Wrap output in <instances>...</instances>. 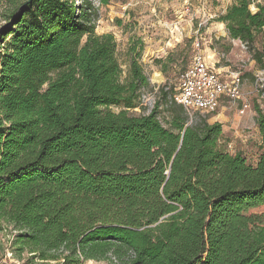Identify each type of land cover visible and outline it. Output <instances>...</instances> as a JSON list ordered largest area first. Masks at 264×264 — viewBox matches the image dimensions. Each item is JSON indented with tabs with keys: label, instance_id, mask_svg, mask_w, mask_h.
Returning <instances> with one entry per match:
<instances>
[{
	"label": "trees",
	"instance_id": "obj_1",
	"mask_svg": "<svg viewBox=\"0 0 264 264\" xmlns=\"http://www.w3.org/2000/svg\"><path fill=\"white\" fill-rule=\"evenodd\" d=\"M29 1L0 0V234L16 232L17 257L264 264V109L255 164L223 149L220 123L169 104L166 87L155 112L137 115L149 78L133 48L122 80L93 1ZM262 1L238 0L219 18L258 62Z\"/></svg>",
	"mask_w": 264,
	"mask_h": 264
},
{
	"label": "rangeland",
	"instance_id": "obj_2",
	"mask_svg": "<svg viewBox=\"0 0 264 264\" xmlns=\"http://www.w3.org/2000/svg\"><path fill=\"white\" fill-rule=\"evenodd\" d=\"M237 1L115 0L109 6L100 8L96 33L114 35L118 46L117 57L124 72L123 81L128 75L131 49L136 48L135 55H138V61L149 78L150 89L166 87L172 93L181 74L194 58L198 38L215 69L226 78L237 74L241 76L244 95L242 100L228 101L216 113L203 116L211 123L214 115L224 113L223 149L233 155L242 153L249 163L255 164L260 142L255 107L259 105L264 109V90L256 91L255 85L258 74L264 71V57L258 62L253 50L239 41H231L225 25L219 22V18ZM261 3L264 4V1ZM127 6L128 9L124 10ZM5 9L0 6V25L4 23L2 13ZM251 10L256 12L254 4ZM179 21L184 25L183 36L180 35L181 30L178 32ZM179 37L180 42H177ZM263 45L264 38L260 36L255 49L263 51ZM244 103L250 107L241 114ZM113 110L119 111L118 108ZM160 112L166 125L170 115L164 108ZM15 236L16 232L11 228L0 234V264H41L38 259H30L27 252L20 259L17 257L12 247ZM82 264L110 263L87 261Z\"/></svg>",
	"mask_w": 264,
	"mask_h": 264
},
{
	"label": "built area",
	"instance_id": "obj_3",
	"mask_svg": "<svg viewBox=\"0 0 264 264\" xmlns=\"http://www.w3.org/2000/svg\"><path fill=\"white\" fill-rule=\"evenodd\" d=\"M91 1L100 11L99 1ZM76 3L80 4L81 2L76 0ZM127 9L128 6L124 8V10ZM255 86V90L258 92L264 90V71L258 74ZM160 91V87L143 90L139 99V107L135 112L143 115H150L155 112L160 100ZM243 96L241 76L237 74L230 79H224L208 64L202 44L196 40L194 58L181 74L178 86L169 98V104L176 103L183 106L192 117L196 113L212 115L219 110L222 101H238L242 100ZM249 107V104L244 103L240 111L241 114H244ZM163 108L165 107H160V110ZM158 119L164 124L161 114H159Z\"/></svg>",
	"mask_w": 264,
	"mask_h": 264
},
{
	"label": "crops",
	"instance_id": "obj_4",
	"mask_svg": "<svg viewBox=\"0 0 264 264\" xmlns=\"http://www.w3.org/2000/svg\"><path fill=\"white\" fill-rule=\"evenodd\" d=\"M177 28H178V32H180V30H181V36H183V32H184V25H182V21H179L178 23H177ZM196 33H197V31H196ZM226 36V35H225ZM177 40V42H180V37L179 38H177L176 39ZM197 40H199L198 38H197ZM235 42V41H234ZM203 52H204V55H205V58H206V60H207V62H208V64L214 69V70H216L224 79H230L232 76H229V77H227L226 78V76H223L222 75V73H221V71H219V70H217V69H215V67H214V64L212 63V61H211V59H210V57L206 54V51L205 50H203ZM160 75V74H159ZM226 102H228L227 100H224V101H222V103H221V106H220V108H219V110L220 109H222L223 107H222V105L223 104H225ZM225 109V108H224ZM218 110V111H219ZM226 117H225V115H224V113H219V114H217V115H214L213 117H212V119H213V122H209L210 124H215V123H220L221 125H222V127L224 128V122H225V119ZM223 132H224V129H223ZM257 134L259 135V137H260V134H259V130L257 129ZM259 145H260V142H259Z\"/></svg>",
	"mask_w": 264,
	"mask_h": 264
},
{
	"label": "water",
	"instance_id": "obj_5",
	"mask_svg": "<svg viewBox=\"0 0 264 264\" xmlns=\"http://www.w3.org/2000/svg\"><path fill=\"white\" fill-rule=\"evenodd\" d=\"M30 2H31V0H30L28 3H30ZM28 3H27V4H28ZM24 6H25V5H24ZM24 6H23V7H21V9H23V8H24ZM21 9H20V10H21ZM18 12H19V11H18ZM18 12H17V13H18Z\"/></svg>",
	"mask_w": 264,
	"mask_h": 264
},
{
	"label": "bare ground",
	"instance_id": "obj_6",
	"mask_svg": "<svg viewBox=\"0 0 264 264\" xmlns=\"http://www.w3.org/2000/svg\"><path fill=\"white\" fill-rule=\"evenodd\" d=\"M155 76V75H154Z\"/></svg>",
	"mask_w": 264,
	"mask_h": 264
}]
</instances>
